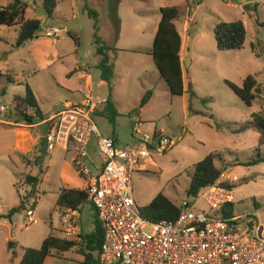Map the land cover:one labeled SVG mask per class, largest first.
<instances>
[{
    "label": "rangeland",
    "instance_id": "374dc122",
    "mask_svg": "<svg viewBox=\"0 0 264 264\" xmlns=\"http://www.w3.org/2000/svg\"><path fill=\"white\" fill-rule=\"evenodd\" d=\"M25 1L29 6L28 18H38L43 28L58 27L62 32L59 37H47L43 29L39 31V40L27 41L17 48L14 45L18 28L0 26V103L13 105L16 95L25 94L26 86L22 81L33 88L45 113H55L69 104L82 102L85 98L76 76L79 67L88 70L93 78V98L96 101L107 99L109 86H103L98 68L102 56L95 44L96 16L103 41L118 48L109 50V56L114 65V94L120 103L115 125L101 111L94 114L100 131L105 136L115 135L121 146H130L136 142L135 126L142 121L143 132L163 129L178 140L173 149L146 160V167L134 174L133 191L140 208L159 193L179 206L192 202L187 189L195 164L210 153H216V164L239 177L234 186L235 214L255 211L264 221V161L244 165L259 154L264 157V145L259 146V133L254 129L234 133L228 127L236 129L248 125L253 119L252 113L263 106L257 103L248 106L226 83L230 80L242 85L249 74L257 73L258 81L264 85V26L257 23V20L264 23V0H59L54 17L48 16L43 1ZM9 3V0H0V6ZM173 5L180 8L175 22L185 42L187 92L181 96L171 94L150 53L130 50L153 48L161 20L160 9ZM237 20H242L247 29L244 48L218 50L214 35L216 25L220 21ZM186 23L191 24L188 30L184 27ZM253 40L259 42L263 51L259 58L252 51ZM34 44H37L35 48ZM5 87L7 93L3 91ZM148 90H152L153 95L141 108ZM216 122L221 125L220 129ZM38 129L46 133L47 125ZM40 149L33 160L24 158L28 166H33L15 165L7 157L0 169V189L5 194L0 214L7 213V207H13L7 206L12 196L16 207L21 205L23 197L27 203L13 219L0 220V264H12L8 257H16L23 247L40 248L51 232V219L56 226L52 231L65 238L66 225L62 226V220L68 212L65 207L56 206L60 191L64 187L85 186L84 177L71 159L72 151L59 148L47 155L41 166L37 162ZM99 154L94 138L88 162L94 172L93 160L102 161ZM29 174L40 178L36 187L26 183L25 177ZM33 202L36 222L29 223L27 210ZM199 207L209 211L204 200L199 202ZM78 212L82 237L94 231L96 212L90 200L84 202ZM83 262L84 256L79 253V247H75L63 259L49 257L45 264Z\"/></svg>",
    "mask_w": 264,
    "mask_h": 264
},
{
    "label": "built area",
    "instance_id": "2783aa9c",
    "mask_svg": "<svg viewBox=\"0 0 264 264\" xmlns=\"http://www.w3.org/2000/svg\"><path fill=\"white\" fill-rule=\"evenodd\" d=\"M43 29L47 37H59L62 32L58 27ZM99 104L88 96L40 120L47 125L48 154L59 148L72 151L73 163L87 180L89 200L104 230L98 264H264L261 215L255 211L223 215L222 210L236 201V174L223 171L216 183L182 205L176 220L154 222L145 217L133 191V176L146 167V160L170 151L178 140L158 130L143 132L139 121L135 144L121 146L96 124ZM0 124L31 126L17 120L14 105L4 103H0ZM94 138L104 160L96 172L88 163ZM201 200L209 211L199 207ZM67 212L65 238L82 241L77 211L69 208ZM27 215L29 223L36 222L34 202Z\"/></svg>",
    "mask_w": 264,
    "mask_h": 264
},
{
    "label": "trees",
    "instance_id": "16d2710c",
    "mask_svg": "<svg viewBox=\"0 0 264 264\" xmlns=\"http://www.w3.org/2000/svg\"><path fill=\"white\" fill-rule=\"evenodd\" d=\"M58 0H43L44 8L49 17H54V10L58 6ZM28 3L25 0H12L9 5L0 6V26L17 27L18 37L15 47H22L27 41L38 39L41 33L38 31L42 26L38 18H28ZM161 20L156 32L153 48L145 51L141 49H132L131 51L147 52L153 56L154 62L160 72L161 77L169 86L173 96H181L187 92L184 83V73L182 69V46L183 38L176 24V20L180 16V8L176 5L161 7ZM95 14V13H94ZM93 15V13H92ZM258 24L264 26L257 20ZM99 23L95 16V44L97 52L102 56L98 64L101 70V79L109 85V95L104 103V108L101 112L108 120L115 125L119 116V111L116 102L113 98V77L114 65L111 63L109 50L114 47L109 46L103 41L99 34ZM214 35L217 43V49L220 51L240 50L245 46L247 39V29L242 20L237 21H220L215 29ZM258 41L253 40L251 48L254 55L259 58L263 52L260 50ZM258 74H249L243 81L242 85H238L233 81L226 80L227 85L248 105L253 106L255 103L263 106V109L252 113V121L248 125L240 128H232L228 126L232 132L241 133L252 128L259 133V146L264 145V85L258 79ZM15 82L18 80L15 79ZM26 91L23 96L16 95L13 99V105L16 110L17 120H25L33 130H36V125L40 120L45 119L40 108L38 99L33 88L26 82ZM4 93H7V88H4ZM153 95L152 90H148L141 101V108L144 107ZM138 111V109H136ZM32 113H36L34 116ZM95 113H100L97 110ZM216 127L221 128V125L216 122ZM40 148V147H39ZM41 151V149H40ZM40 156L37 162H39ZM216 153H210L204 159L195 164V170L192 175L191 183L187 189L189 197L196 196L202 188L212 185L217 182L221 173L225 168L219 167L216 164ZM264 161V157L260 154L254 157L244 165H255ZM25 181L32 187H36L40 183V178L34 175H27ZM89 200L88 191L86 189L63 188L60 191L57 201V207H65L78 211L82 204ZM26 198H22V203L18 207L11 208L6 214H0L1 219L11 220L17 213L24 210ZM94 207V206H93ZM95 209V207H94ZM182 206L177 205L173 200L163 193H159L154 199L142 209V213L149 220L160 222L163 220H176L181 212ZM224 216L234 215V205L232 204L227 209H223ZM96 212L95 229L92 233L82 236V241L77 242L68 238L57 236L53 230L52 223L50 224L51 232L44 239L40 248L24 247V254L19 264H45L49 257L63 259L66 253L79 247V253L84 256L83 264H98L100 249L104 240V230Z\"/></svg>",
    "mask_w": 264,
    "mask_h": 264
},
{
    "label": "crops",
    "instance_id": "0c3cea01",
    "mask_svg": "<svg viewBox=\"0 0 264 264\" xmlns=\"http://www.w3.org/2000/svg\"><path fill=\"white\" fill-rule=\"evenodd\" d=\"M41 1H43V0H41ZM9 2L11 3L12 0H9ZM54 16H55V13H54ZM184 27H185V30H188L191 27V24L190 23H186ZM157 30H158V28H157ZM179 31H180V29H179ZM39 38L38 39H34V41L35 40H39ZM182 38H183V46H182L181 56H182V69H183V73H184V70H185L184 63H185L186 56L184 54L185 42H184L183 35H182ZM36 45L37 44L33 45L34 48L36 47ZM113 49H118V48L115 47ZM132 49H136V48H132ZM132 49H130V50H132ZM76 72H77L76 76L81 81V84H80L79 88L82 91V93L84 94V98L86 99L88 96H91L93 98L92 88H93V85H94V81H93V78H92L91 74L89 73L88 70L82 69L81 67H79L78 70H76ZM101 82H102L103 86H109L102 79H101ZM184 83H185V87H186L185 76H184ZM23 95H21V96H23ZM113 98H114V100L116 102V106H117V109H118V107L120 106L119 105L120 103L118 101V98L114 94V89H113ZM105 101H106V97L104 99H99L97 101V102L100 103L99 104V109H98L99 111H101L102 108L104 107ZM38 102H39V100H38ZM79 103H81V101H79ZM39 105H40V108L42 110V113H43L45 119L53 114L52 111H48L47 113H45L44 110H43V106L41 105L40 102H39ZM3 118L6 120L7 117L4 116ZM40 123H42V121L38 122V124L36 125V130H33L30 126H26V125L0 124V169L1 170L4 167L3 163H5L7 157H9L10 160L13 161L15 165L22 164V165H25L28 168L33 166V165L28 166L27 165L28 161H25L24 158L28 157L30 160H33L35 158V156L37 155V151L40 149L39 147H40V144H41V139L46 134V133H43L39 129L37 130V128L40 127L41 125H45V124H40ZM141 126H144L142 121H141ZM159 131L164 133L163 129H160ZM110 136H113V137H115L117 139V137L115 135H110ZM6 137H8V138H6ZM134 137H135L134 141H136V135L135 134H134ZM134 144H135V142H134ZM96 150H97V148H96ZM92 151H93V149H92ZM54 153H52V154H54ZM52 154H48V155H52ZM72 158H73V155H72ZM101 159H102V161L98 162V163L93 160L95 171H98L100 168H102V166L104 164V160H103V158H101ZM45 160H46V158H45ZM86 186H87V180L85 179V186L83 188H77V189H84ZM64 188H66V187H64ZM4 196H5V194H2V190L0 189V204L4 202ZM9 200L11 201V203H8L9 205H7V206L16 207V206L13 205L16 202L14 196L9 198ZM13 207H7L8 211L11 208H13ZM77 213H78V216H79V212L78 211H77ZM4 214H6V213H4ZM51 221H52L51 223L53 225V230H56V226L53 223V219H51ZM64 221H65V218H64V220H62V226L63 227L66 225ZM15 254H17V253L15 252ZM23 254H24V250H22V252L19 255H16V257L9 256L8 260L12 264H19L21 259H22V257H23Z\"/></svg>",
    "mask_w": 264,
    "mask_h": 264
},
{
    "label": "water",
    "instance_id": "95a60500",
    "mask_svg": "<svg viewBox=\"0 0 264 264\" xmlns=\"http://www.w3.org/2000/svg\"><path fill=\"white\" fill-rule=\"evenodd\" d=\"M43 30V27H39L38 31H42ZM40 148H41V155H40V159H39V164L41 166H43L44 164V161H45V158L46 156L48 155V139L46 136H43L42 139H41V144H40ZM12 245H14L12 243Z\"/></svg>",
    "mask_w": 264,
    "mask_h": 264
}]
</instances>
